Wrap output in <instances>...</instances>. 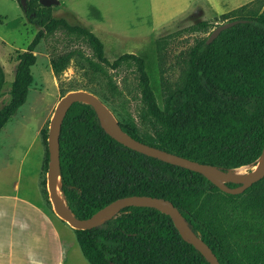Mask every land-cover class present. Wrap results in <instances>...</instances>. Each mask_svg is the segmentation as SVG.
Returning <instances> with one entry per match:
<instances>
[{
  "label": "trees",
  "instance_id": "trees-1",
  "mask_svg": "<svg viewBox=\"0 0 264 264\" xmlns=\"http://www.w3.org/2000/svg\"><path fill=\"white\" fill-rule=\"evenodd\" d=\"M20 7L26 21L39 29L18 55L9 101L0 108V130L27 99L35 48L41 40L64 31L85 41L106 66L118 69L127 65L137 73L140 115L152 122L155 131L148 136L119 122L136 140L225 171L262 158L263 13L237 15L235 18L247 21L223 30L210 43H206L207 36L198 39L190 48L182 85L166 96L161 107L143 57L125 52L110 61L104 55L103 42L88 28L53 17L52 7L38 0H27ZM209 26L202 20L187 30L207 32ZM163 40L156 39L159 51ZM73 53L52 55V69L58 73ZM3 83L0 66V96ZM47 135L44 132L45 138ZM59 148L60 189L76 218H88L120 197H159L179 210L220 264H264V177L242 193H226L199 172L124 146L105 132L94 108L82 101L73 102L64 116ZM234 211L241 212L245 222L233 219L230 212ZM74 231L90 264H211L180 235L169 215L152 206H126L95 227ZM242 242L247 243L241 246ZM250 247L252 254L245 250Z\"/></svg>",
  "mask_w": 264,
  "mask_h": 264
},
{
  "label": "rangeland",
  "instance_id": "rangeland-1",
  "mask_svg": "<svg viewBox=\"0 0 264 264\" xmlns=\"http://www.w3.org/2000/svg\"><path fill=\"white\" fill-rule=\"evenodd\" d=\"M60 1V5H54L52 16L64 18L73 25L87 26L88 22L91 25L94 21L90 16H85L84 12H89L91 5L102 8L107 16L105 36L119 40L117 41L119 46H114L111 41L101 39L105 57L112 61L125 52L143 57L150 86L161 107L166 96L182 85L188 67L190 48L198 39L207 36L216 25L234 19L239 14H264V0H241V7L226 6L221 11H217L218 8L212 7L213 5L209 3L205 7L195 3L189 11L168 21L152 33L145 34L143 26L148 24L152 14L163 16L176 12L182 0ZM202 20L210 23L209 31L187 30L188 26ZM38 29V26L26 21L18 0H0V66L4 72L0 108L9 101V90L18 55L27 49ZM97 35L101 38L99 34ZM160 37H164V40L159 51L156 48V39ZM69 50H74L73 55L56 73L51 67V56H58ZM34 53L36 61L31 68L33 81L29 86L27 99L0 130V154H3L0 155V189L8 187L10 181H13L21 162L26 169L28 165L37 166L38 161L42 195L58 216L53 210L46 188L49 159L48 135L45 138L44 132L48 134L56 104L66 92L81 89L97 95L118 122L135 126L148 136L154 135L155 126L148 119L141 118L142 101L137 73L133 68L127 65L118 69L106 66L85 41L68 36L64 31H57L55 35L41 40ZM65 90L68 91L64 92ZM256 164L257 162L235 169L244 176L256 170L259 166ZM230 216L235 220L241 219V222L246 220L241 212H230ZM67 225L75 236L74 228L68 223ZM246 243L242 242L241 246ZM75 250L77 252L78 245ZM245 250L254 253L252 247Z\"/></svg>",
  "mask_w": 264,
  "mask_h": 264
},
{
  "label": "crops",
  "instance_id": "crops-1",
  "mask_svg": "<svg viewBox=\"0 0 264 264\" xmlns=\"http://www.w3.org/2000/svg\"><path fill=\"white\" fill-rule=\"evenodd\" d=\"M195 3L204 7L209 3L214 8L216 6L217 11L226 6L235 8L242 4L241 0H182L176 12L163 16L152 14L148 20L150 23L143 26L142 30L145 34L152 33L189 11ZM60 4L59 0L57 5ZM51 7L54 9V5ZM88 11L84 15L90 16L94 22L91 25L88 22V27L82 26L95 35L99 34L101 38L97 36L100 39L119 46V40L105 36L107 16L102 8L91 5ZM71 231L67 223L54 214L42 195L38 161L37 166L28 165L26 169L21 162L13 181L8 187L0 189V264H90Z\"/></svg>",
  "mask_w": 264,
  "mask_h": 264
},
{
  "label": "water",
  "instance_id": "water-1",
  "mask_svg": "<svg viewBox=\"0 0 264 264\" xmlns=\"http://www.w3.org/2000/svg\"><path fill=\"white\" fill-rule=\"evenodd\" d=\"M18 2L20 6L24 7L27 0H18ZM38 2L47 7L59 4V0H38ZM246 21L247 19L236 18L216 25L207 35L206 43L212 42L223 30L237 23H243ZM75 101H84L85 103L90 104L94 108L105 132L124 146L164 162L199 172L213 182L220 190L230 194L242 193L253 183L264 177V148L259 157H263L262 161L260 164H256L259 165L258 168L241 177L234 174L232 169L227 171L221 170L213 165L197 162L136 140L122 129L111 110L103 103V101L97 95L89 91L81 89L70 90L66 92L56 104L50 120L47 137L49 160L46 171V188L48 190L49 200L52 204L53 210L61 219L67 222L74 229H90L99 225L123 207L131 205L152 206L169 215L180 235L193 243L205 255L211 264H220L211 248L185 223L179 210L163 198L146 195H129L120 197L98 209L90 217L83 219L76 218L67 206L66 210L59 206L55 178L56 174L60 178L59 136L64 116L70 105ZM217 178H222L223 180L218 181ZM228 182L234 183L237 186L230 187L227 185Z\"/></svg>",
  "mask_w": 264,
  "mask_h": 264
},
{
  "label": "bare ground",
  "instance_id": "bare-ground-1",
  "mask_svg": "<svg viewBox=\"0 0 264 264\" xmlns=\"http://www.w3.org/2000/svg\"><path fill=\"white\" fill-rule=\"evenodd\" d=\"M263 158V157H262ZM262 158L260 159V163L262 161ZM236 171L234 172V170L232 169V172L238 176H243L241 175L242 173L240 171H238L237 169H235ZM56 178V192H57V200H58V203H59V206H61L62 208H64L66 210V202H65V199H64V196L60 190V178L57 176H55ZM218 181H222L223 179L222 178H217Z\"/></svg>",
  "mask_w": 264,
  "mask_h": 264
}]
</instances>
